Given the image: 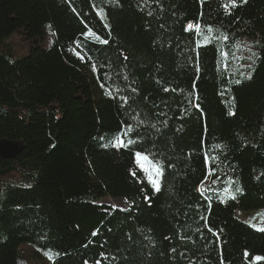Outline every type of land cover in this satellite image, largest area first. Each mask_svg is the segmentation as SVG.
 I'll return each mask as SVG.
<instances>
[{
  "label": "trees",
  "instance_id": "trees-1",
  "mask_svg": "<svg viewBox=\"0 0 264 264\" xmlns=\"http://www.w3.org/2000/svg\"><path fill=\"white\" fill-rule=\"evenodd\" d=\"M229 2L0 0V140L25 146L0 157V264H22L24 244L48 252L50 264H220L221 252L224 264H264V231L237 215L264 212V0H236L228 15ZM201 11L199 22L229 39L204 42L197 74V37L184 28ZM89 28L109 44L82 35ZM14 32L31 43L23 58L6 41ZM244 38L255 61L233 74L222 53ZM116 87L131 106L113 98ZM129 124L140 142L112 147ZM136 151L174 165L159 193ZM205 152L217 157L206 181ZM106 197L126 198L128 210L100 203Z\"/></svg>",
  "mask_w": 264,
  "mask_h": 264
},
{
  "label": "snow or ice",
  "instance_id": "snow-or-ice-1",
  "mask_svg": "<svg viewBox=\"0 0 264 264\" xmlns=\"http://www.w3.org/2000/svg\"><path fill=\"white\" fill-rule=\"evenodd\" d=\"M199 2L201 4V7L203 8L205 0H199ZM241 2L246 3L247 0H241ZM237 6H238V4H237L236 0H230L229 3H224L222 5V7L226 10V13L228 15L231 14V12L229 10L231 8H234V7H237ZM92 7L95 10L96 15L99 16L101 20H104L106 18L107 14L102 8H97L95 4H92ZM148 15L151 16L152 12H148ZM203 17H204V12L201 11V13L199 14V17H198V22H196L195 24L193 22H188L185 25V28H184V31H189V32L194 31L195 35L197 37V39H196V48H197L196 59H197V63H196V66H195V70H196L197 74L200 72L199 51H198V49L201 48V47H206L207 46V44L204 43V42L210 43L213 40H222L224 42H227L228 39H229L227 33H225L222 29L216 30V29L213 28V26L211 24H202V23H200L199 21L202 20ZM104 27L108 28L109 25L105 23ZM217 31H218L219 35H216ZM82 35H85L86 37H93V38H95V40L97 42H99L102 45H108L109 44V40L108 39L103 38L100 34H98L97 32L93 31L91 28H89L86 33H82ZM77 43L79 44V42H77ZM222 54H223V56L225 58H227V56H228L227 52H223ZM76 55L81 60L84 59L83 55H81L80 53H76ZM253 55H256V54L253 53ZM123 58H124V60L128 59L127 56H124ZM92 68H93L94 72L98 71V68H97V66L95 64L92 65ZM103 75H104V79L105 80H110L111 79V77L108 76V74L106 72ZM248 78L250 79L251 77L249 76ZM123 79L125 81H127L128 80V76L127 75L123 76ZM235 83H240V81L236 80ZM122 90L123 89H121L120 87H116L115 91L117 93V96H115L113 98L119 99L124 104H127V105L131 106L130 105V97L129 96H127V95H119V93ZM193 90H195V83L193 84ZM131 91L133 93H135V92H137V89L132 88ZM163 91L169 92V91H174V89H170L168 87H165L163 89ZM112 92H113V89L109 88L107 94L112 96ZM197 99H198V96H197ZM195 106L197 108H199V104H196ZM200 111H201V114H202L203 110L200 109ZM229 114L232 115L234 113L230 112ZM180 118L182 119L183 116L181 115ZM140 123L143 124V121L141 120ZM165 124H167V121H165ZM132 132H133V127H132L131 124H129L126 128H124L122 126L120 132H118L116 134L115 138L111 141V146L115 147V148H125V149H127L130 146L140 142L138 137L130 138V134ZM220 147H221L220 145H216L215 146V148H220ZM134 157H135V162H136L137 167L144 173V176L146 177L149 185L151 186V188L153 190V193L154 194L155 193H159L161 191V186H162V183L164 181L166 167H174V165H172L170 163L166 165L163 160L157 159L155 154L147 152V151H136L134 153ZM215 160H217L216 156L209 157L208 153L205 152L206 168L208 169V171H207V173L205 175V178H204L205 181L207 180V176L208 175H214L215 174L216 169L212 166V161H215ZM131 175H133L135 177L136 176V172L132 171ZM217 180H219V177L217 178ZM203 183H204V181L201 182L202 185H203ZM213 183H215V182H213ZM232 183H235V181L229 180V185H231ZM208 191H212V189L208 188V189L202 190L201 191V195H202V197L204 199H206L208 201V209L210 211L211 205H212V199H211L210 196L205 194ZM225 191L230 193L229 198L235 199V194L231 193L230 187L225 189ZM236 191L237 192L242 191V188L237 187ZM144 199L146 201L150 200V198L148 196H145ZM221 202H225V200L222 198ZM110 207L115 209L117 206L112 205ZM196 207L198 209L200 206L197 205ZM119 210L120 211H127L128 209L120 208ZM201 219H203L205 221V226L208 227L209 232H213V234L216 235L217 238H218V233H215L214 230L210 226L207 225V217L201 216ZM252 226L257 228L258 231H264V226H260V227H257L256 225H252ZM98 231L99 230L93 231L92 235L96 236L98 234ZM109 231H111V229H109ZM181 239H183V237H181ZM84 246L87 247V245H84ZM172 251L175 252L176 249L173 248ZM57 255H59V254H57ZM180 255L183 256V253H180ZM245 255H247V253H245ZM101 256L104 259H107V257H105L103 255V253H101ZM255 259L256 260H260L262 258L261 257H255ZM85 264H87V261H85ZM94 264H100V261L97 260V261L94 262ZM220 264H224L222 252H221V255H220Z\"/></svg>",
  "mask_w": 264,
  "mask_h": 264
},
{
  "label": "rangeland",
  "instance_id": "rangeland-1",
  "mask_svg": "<svg viewBox=\"0 0 264 264\" xmlns=\"http://www.w3.org/2000/svg\"><path fill=\"white\" fill-rule=\"evenodd\" d=\"M7 42H12L16 49V58L25 57L30 50L31 43L29 40H24L17 32L11 34L7 39ZM52 42L51 28L47 29L44 40H42V45L48 48ZM256 45L248 39H240L237 41L233 47L230 49L225 61L227 66H229L230 71L233 74L246 75L252 68L257 54ZM144 174V173H143ZM146 178V177H145ZM100 203H105L107 205H115L116 208L127 209L129 204L127 199L124 197H106L100 201ZM237 215L240 219L248 221L251 225H256L257 227L264 226V212L259 211H237ZM50 254L44 250H40L30 244H24L21 247L20 261L22 264H50L51 258Z\"/></svg>",
  "mask_w": 264,
  "mask_h": 264
},
{
  "label": "water",
  "instance_id": "water-1",
  "mask_svg": "<svg viewBox=\"0 0 264 264\" xmlns=\"http://www.w3.org/2000/svg\"><path fill=\"white\" fill-rule=\"evenodd\" d=\"M25 146L17 141H11L8 139L0 140V157L2 159H14L19 156Z\"/></svg>",
  "mask_w": 264,
  "mask_h": 264
}]
</instances>
